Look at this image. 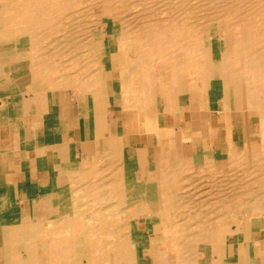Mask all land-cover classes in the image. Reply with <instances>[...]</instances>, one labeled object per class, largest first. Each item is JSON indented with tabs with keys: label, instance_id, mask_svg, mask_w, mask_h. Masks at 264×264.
Instances as JSON below:
<instances>
[{
	"label": "bare ground",
	"instance_id": "bare-ground-1",
	"mask_svg": "<svg viewBox=\"0 0 264 264\" xmlns=\"http://www.w3.org/2000/svg\"><path fill=\"white\" fill-rule=\"evenodd\" d=\"M0 11V39L8 41L0 48V117L10 113L15 122V142L8 151L16 158L27 152L22 133L31 99L24 93L32 94V101L41 106L56 87L78 89L74 96L81 116L79 137L89 144L88 156L79 160L72 174L66 199L48 193L33 199L34 204L55 203L58 212L50 215L52 220L0 226V264H153L141 261L142 234L134 223L139 216L147 221L145 226L153 224L151 219L162 220L156 223L169 251L161 254L164 264L224 260L222 224L204 235L206 223L186 222L188 216L180 212L199 198L200 185L210 184L212 178L219 182L222 176L233 178L234 188L217 198L222 205L213 215L244 226L242 231L254 226L264 230V221L242 225L236 220L250 218L260 206L264 209V0H0ZM221 22L227 26L220 31ZM112 36L117 44L109 52L123 69L110 88L119 104L110 107L114 118L133 113L144 133V144L132 155L137 163L120 158L124 145L123 133L116 129L119 120L111 121L104 104L97 107L94 100L97 90L104 99L108 93L96 61L102 41ZM13 42L18 44L16 51ZM24 64L28 83L19 87L14 80ZM9 94L10 105L5 100ZM213 113L217 123L211 132L215 129L223 142L207 153L203 135L197 134L204 133ZM252 116L259 126L247 125ZM235 118L239 128L234 134ZM168 120H177L179 129L174 131ZM105 123L110 127L107 139L100 135ZM258 134L262 140L251 146L247 137ZM188 142L191 159L177 160ZM169 149L175 161L162 159ZM135 169L140 172L133 176ZM196 179L201 181L189 196L186 187ZM5 185L0 183V209L10 201L12 186ZM254 190L258 196H249V201L245 195ZM240 200L250 204L243 207V216L233 210ZM202 202L198 199L196 204ZM197 209L201 211L200 205ZM200 211L192 217H202ZM175 218L179 220L171 221ZM150 231L148 238L154 234ZM149 250L148 254L154 252Z\"/></svg>",
	"mask_w": 264,
	"mask_h": 264
},
{
	"label": "crops",
	"instance_id": "crops-1",
	"mask_svg": "<svg viewBox=\"0 0 264 264\" xmlns=\"http://www.w3.org/2000/svg\"><path fill=\"white\" fill-rule=\"evenodd\" d=\"M55 92L49 91L48 103L44 102L41 106H39V102L32 101V94L29 92L24 93L23 97L31 99V103H29L30 107H27L24 113L25 129L22 135L25 137L27 143V152L22 153L21 157L16 158L14 153L8 151L9 146L15 142L14 118L10 116V113H6L7 116L3 115L4 117H0V121H2L0 122V157L3 158L0 159V183L3 182V184L12 186V189L8 190L10 198V201L7 203L8 205L5 204L0 209V226H12L13 224H20L19 226H21L27 224V222H46L52 220L53 218L50 215H56L58 212L55 208L56 205L54 207L55 203L42 200L39 201V204H34L33 199L46 193L59 199L60 197L66 199V192L70 190L72 174L77 170L76 166L79 164V160H83L88 156V140L79 137L80 127L78 126L80 125L81 116L77 99L68 89H58ZM5 100L9 105L13 103L11 94ZM105 101L103 99V102ZM106 105H108L106 109L109 112L111 110L109 107L111 103L108 102ZM106 105L104 104V106ZM49 108H51V112H49ZM91 114H93V111L90 112V116H94ZM117 124L119 126H116V129L118 128L121 132L124 128L123 122L119 121ZM91 125L94 128L96 127L95 120L92 121ZM107 127L105 123V127L102 130L109 133L110 127H108V130ZM206 130L205 128L204 133L199 132L197 136L203 135L202 146L208 151L216 147L215 144L219 146L221 141L216 136V130L214 129L213 135L217 137L214 138L217 143L208 145ZM50 132H52L51 135ZM122 133L120 136L122 142H120L123 146L125 145L124 138L127 133ZM143 144L144 137H142L138 149ZM51 205L54 208L50 209L49 206ZM21 212L25 215L27 214L28 217L22 216L23 213ZM255 231L249 229L240 231L239 229H235L234 233L230 236V244L225 246L224 260L223 258L221 260L216 258L219 261L215 260L216 262L214 261L213 264H264V230L263 233ZM2 253V248H0V256Z\"/></svg>",
	"mask_w": 264,
	"mask_h": 264
},
{
	"label": "rangeland",
	"instance_id": "rangeland-1",
	"mask_svg": "<svg viewBox=\"0 0 264 264\" xmlns=\"http://www.w3.org/2000/svg\"><path fill=\"white\" fill-rule=\"evenodd\" d=\"M175 1H176V3H178L180 0H175ZM195 2H198V1H195ZM0 13H1V11H0ZM5 13H6V15H8V14L11 15V11H9V12L8 11H5ZM0 20H1V17H0ZM209 24H211V22H209ZM226 24L227 23H223V22H221L219 24L220 31L223 30L224 28H226V26H227ZM214 26L215 25H212V24L209 25V27L212 29V32L213 31L214 32L216 31L215 28H214ZM105 33L108 34L107 30L105 31ZM103 36H105V35H102V37ZM114 37L115 36H112L110 38L109 42L106 41L108 39L102 41L104 47L102 46L103 48L101 50V56H100L101 58L98 60V62L96 61V63H97L96 64V69H97L96 72L97 71L99 72V68H100V73H99L100 74V77H101V79L102 78L105 79V83H106V86L108 88L107 89L108 90V93L106 94L107 96L105 98V100L107 99V101H105V102H103V99L104 98L102 96V91L97 90L94 93V100H96V106L97 107H102L103 104L106 105L108 102L111 103V106H114V105H116L118 103L117 99H115L114 96L112 95L113 94L112 93V89H110V88L113 87L114 84L118 82L119 77H120V73H121L123 67H122V65L119 64L117 58H115L114 55L112 56L110 54L111 52H109V49H111V47H113V48L116 47L117 39H116V37L115 38ZM210 38L211 37L208 36L207 39H210ZM210 41H213L214 42L215 39L214 40L210 39ZM15 42H13L11 44H12V49L16 51V48H17L18 44H16ZM106 43H109V44H106ZM7 44H8L7 39H0V48L6 46ZM57 60L60 61V59H57ZM22 69H23V72L21 74L20 73L17 74L15 76L16 79L14 80L15 83H16V85L19 86V87L21 85H23L24 83H28L27 82L28 80L26 79V75H27V71H26L27 70V65L24 64L22 66ZM11 78H12V76L10 78H8V79L11 80ZM12 80H13V78H12ZM39 84H40V82H37L36 83V85H39ZM40 86L41 85H39V87ZM58 89H60V88L56 87V88L52 89L51 91H54V93H56L55 91H57ZM77 92H78V89L77 88L75 90H72L71 91V93L73 95L78 94ZM181 94L184 95V91H182ZM104 107L106 109V108H108V105H106ZM107 113H108L107 116L110 115V117H111L110 120L111 121H113V122H116V120L123 121L124 128L122 129V132L124 131V133L125 132L127 133V135L124 138V143H125L124 148H122V147H121L122 149L120 148L122 151H124V152L119 153L120 158L123 160V162L125 160L126 161L128 160V161H131V163H137V159H135L136 156H132V155L134 154L133 152H136V151L138 152V145L137 144H140L141 139L144 136V135H141V134H144V133H143V131H139L138 130L139 129V126H138V122H137L136 118L134 117V115H132L133 113H123V114L120 113V115L116 114L119 117L116 116L118 118H115L114 119L115 112H114L113 108L111 110H109V112L107 111ZM211 116L209 118L208 127H207V130H206V139H207L208 145L211 144V143H217V142H215L216 139H214V138H217V137L213 135V132H211L212 128L217 123V119H216L217 117H216V115L214 113L211 114ZM252 118H253V116H252ZM252 118H250V119L248 118L246 120L247 125L249 127H253V126L258 125L257 124V120L255 119V117L253 119ZM165 122L167 123V125H170L169 124L170 122L173 123L175 125L174 126V128H175L174 131H176L180 127V126H178L179 124H178V121L177 120H174V121L173 120H168V121H165ZM233 122H234V126H235L234 127L235 129H234V132L233 133L235 134L236 132H238L239 123H238V120L236 118H235V120ZM186 132L184 131L183 133H186ZM101 134H103L106 139L110 136V134L107 131H104V130H101L100 129V135ZM187 134L188 135H186V134L185 135L187 137L188 136L190 137V133L187 132ZM112 137H115V136H112ZM172 138H173V135H172ZM247 138H248V142H249V144L251 146L256 145V143H260V141L262 140L259 134L258 135H254V136H249ZM220 141L223 142L222 140H220ZM255 141H256V143H255ZM189 143L190 142H188L187 144L185 143V145H182V147H181V152L182 153H180L181 155L179 154V156H176L177 157L176 158L177 160H180L183 157L186 158L187 156H188L187 157L188 159H191L189 157L191 155V153H190L191 150L190 151L188 150L189 149L188 148ZM136 146H137V148H136ZM215 146L216 147H214V148H218L219 147L217 144H215ZM151 148H152L151 150H154L153 148H155V147H151ZM178 148H180V146H178ZM214 148H212V149H214ZM209 151L210 150H208L206 152L209 153ZM210 152L213 153V150L210 151ZM149 153H150V158L153 159L155 157L154 156L155 153L153 151H150ZM207 158H209V157H207ZM210 158L212 159L213 157H210ZM162 159L163 160L168 159V161H170V162L172 160H174V161L176 160L174 158V156L172 155L171 149L168 150V152L166 153V156H164ZM211 165H212V163H211ZM139 172H140V169H135L134 170V173L135 174L134 173L133 174L131 173V174L133 176L134 175L136 176V174H138ZM189 180H191V179H189ZM193 181H195L194 184L187 185V187H186V190L188 191L187 195H189V196H192L193 195V191L198 187V184H196V183H198L201 180L196 179V180H193ZM228 181H230V183H228ZM232 181H234L233 178L226 177V176H222V178L220 179L219 182H218L217 178H212L210 180L211 186H210V184H206V186L204 184V186L201 187V185H200L201 188L200 187L198 188V189H200L199 191H200V194L202 195V196L200 195L201 198H200V196H198L199 198L193 199V201L190 202L189 204H187V206H185V208L183 207L180 210V212L182 211V212H184V215L188 216L185 219L186 222H191L192 223V222H198L199 221V222L206 223V225L204 226V233H203L204 235H210V234H212L211 231H213V228L215 229V228L218 227V225H216V224H219V225L222 224L221 226H222L223 232H224L223 233V249H225V246H227V245L230 244V242H229L230 236L234 233V230L235 229H239L240 231H242V229H244L243 228L244 226H239L238 227L234 223L233 224H230L229 223L230 221H228V219L225 218V217H223V218H216L215 217L216 215L219 214V212H216L214 209L216 208V206L222 205L221 204L222 202H217V198H221L222 197V193L228 195L227 189L229 190V189H233L234 188V183ZM208 186H209V189L207 188ZM202 188H205V189L203 190ZM220 189H223V190H220ZM220 191H221V193H220ZM224 191L226 193H224ZM254 191H255L254 193H250L249 192V195H245V198H248L249 201H250V197L251 198H254V197L258 196V193L256 192V190H254ZM233 195H234V193H233ZM208 197H210L211 199L212 198H214V199L213 200H211V199L209 200ZM198 199H200V201H203V202L200 203V204H196L197 201H198ZM204 199L206 200V202L204 201ZM194 201H196V202H194ZM192 203H193V205L191 206ZM206 204H207L208 207L206 206ZM199 205H200L201 211L199 209H197V207ZM202 205H204V206H202ZM237 205H238V208H236L235 206H233L234 207L233 210L235 212H237L235 214L242 215L243 210H246L243 207H248L250 204H249L248 200L247 201H241L240 200V202L237 203ZM262 209H263V206H260L259 208H256L253 211V213L250 216V218H236V220H237V222L239 221L242 225L245 224V223H248L250 221L259 224V223H261V222L264 221V209L263 210ZM197 210L200 211V213L202 214V217H192L193 214L197 212ZM240 211H241V213H240ZM208 214H210V215H208ZM178 220H179V218L171 219V221H178ZM48 221H50V220H48ZM134 221H135L134 223H136L135 224L136 229L138 231H140V234H142V243H141L142 245L140 246L141 250H139V253H140L141 257H142L141 261H143V262L146 261L148 263L149 262H152L153 264H164V260L162 259L161 254H162V252H169V251H167L168 248H167L166 245H164V241L161 239L162 236L160 235V232H159L160 226H159L158 223H156V222H161L162 220H160L159 218L151 219V222H153V224L152 225L149 224L150 227L148 225L145 226V223L147 221H145V219L143 217H141V216H139V218H137V219H134ZM260 229H258L255 226L253 227V230H256L255 232L263 233V230H260ZM150 230L154 234L150 235L149 238H148L146 236H148V232ZM150 238H151V241H150ZM155 239H157L158 241H156ZM226 240H228V242H226ZM161 245H163V246H161ZM149 249L154 250V252L148 254V252L150 251ZM143 251H144V253H143Z\"/></svg>",
	"mask_w": 264,
	"mask_h": 264
}]
</instances>
